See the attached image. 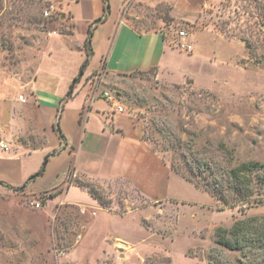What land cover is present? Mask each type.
<instances>
[{
  "label": "rangeland",
  "instance_id": "obj_1",
  "mask_svg": "<svg viewBox=\"0 0 264 264\" xmlns=\"http://www.w3.org/2000/svg\"><path fill=\"white\" fill-rule=\"evenodd\" d=\"M68 17L61 0H0V110L32 75L61 89L78 75L86 27ZM201 23L210 35L177 57V82L102 69L75 79L116 95L124 134L97 154L71 138L75 174L90 180L75 183L95 201L0 183V264H264V0H223Z\"/></svg>",
  "mask_w": 264,
  "mask_h": 264
},
{
  "label": "crops",
  "instance_id": "obj_2",
  "mask_svg": "<svg viewBox=\"0 0 264 264\" xmlns=\"http://www.w3.org/2000/svg\"><path fill=\"white\" fill-rule=\"evenodd\" d=\"M126 2L107 0L108 11L104 13V0H61V7L69 14L68 20L73 22L72 28L76 19H81L86 27L78 75L76 71L72 72L62 89L34 87L37 78L32 75L21 84L24 95L19 92L14 99L15 104L0 110V113H8L7 118H0V142L5 144L4 148L0 147V182L22 187L28 194L56 192L49 194L51 200L73 187L83 189L89 195L84 186L75 183L76 178L85 175L75 174L76 150L71 138L77 137L80 146L90 139L97 154L102 147V139L109 141L115 134H124L116 114L126 110L115 94L99 89L100 84L90 89L89 82L83 84L80 80L73 86L75 79L102 69L107 75L153 71L160 81L177 82V57H194L195 35L209 34L201 25L203 15L210 13V9L223 0H133L153 11L154 16L144 19L132 7H126ZM180 23L190 28V31L183 30L187 34L183 42L190 46V50L193 49L190 55L177 49L180 31H177V24ZM88 29L91 31L89 56L85 49ZM51 34H73V30ZM100 81L103 83L104 78ZM70 89L71 95L67 96ZM92 91L93 95L89 97ZM104 92H108L110 98L105 97ZM132 117L136 121L134 115ZM39 136L43 140L36 144ZM21 137L25 139L18 141ZM138 137L145 141L141 130ZM107 145L109 142L104 148L108 149ZM46 156L42 173L32 177ZM39 182L45 187L39 188ZM48 185L52 186L47 188Z\"/></svg>",
  "mask_w": 264,
  "mask_h": 264
},
{
  "label": "trees",
  "instance_id": "obj_3",
  "mask_svg": "<svg viewBox=\"0 0 264 264\" xmlns=\"http://www.w3.org/2000/svg\"><path fill=\"white\" fill-rule=\"evenodd\" d=\"M104 2H105V6H104V13L105 12H107L108 11V3H107V0H104ZM102 18V17H101ZM90 37H91V31H90V29H88V35H87V38H86V40H85V49H86V55L87 56H89V54H90V49H89V45H90ZM71 92H72V90L70 89L69 91H68V93H67V96H70L71 95ZM59 115V114H58ZM58 126V120H57V122H56V127ZM59 136L62 138L63 137V135L59 132ZM47 159V156L45 157V159H44V162H45V160ZM44 162H43V164L41 165V167H40V169H39V171L36 173V174H34V175H32V177H35V176H37V175H39V174H41L42 173V171H43V168H44ZM255 166H257L256 164H243V165H241L240 167H237V171H240V170H243V169H251V168H253V167H255ZM0 183H3V182H0ZM3 184H5V183H3ZM6 185V184H5ZM80 185V184H79ZM82 186V185H81ZM52 194V193H51ZM234 230V229H233ZM223 232H225L224 230H223ZM231 232H234V231H229V233H231ZM219 243L220 244H222L223 246H225V247H227V248H230V249H233L234 248V245H233V242H232V240L230 239V238H226V237H223V238H221L220 240H219Z\"/></svg>",
  "mask_w": 264,
  "mask_h": 264
},
{
  "label": "built area",
  "instance_id": "obj_4",
  "mask_svg": "<svg viewBox=\"0 0 264 264\" xmlns=\"http://www.w3.org/2000/svg\"><path fill=\"white\" fill-rule=\"evenodd\" d=\"M50 8H52V6H50ZM45 14H48V10L45 12ZM186 36H187V34L185 31H183V30L178 31L177 44H178V47L181 49H185V48L189 49L190 48V46L187 43L182 41L183 38H185ZM104 96L110 98L108 92H104ZM20 99H22V97H20ZM0 147L4 148L5 144L0 142Z\"/></svg>",
  "mask_w": 264,
  "mask_h": 264
}]
</instances>
